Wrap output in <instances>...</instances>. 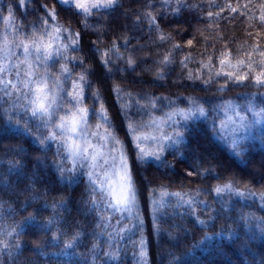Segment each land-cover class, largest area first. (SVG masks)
I'll list each match as a JSON object with an SVG mask.
<instances>
[{
  "label": "trees",
  "instance_id": "trees-1",
  "mask_svg": "<svg viewBox=\"0 0 264 264\" xmlns=\"http://www.w3.org/2000/svg\"><path fill=\"white\" fill-rule=\"evenodd\" d=\"M119 1L122 7L99 24L96 21L100 18L94 17L83 31V25H72L73 31H81L84 53L90 55L89 49L97 48L109 50L115 44L117 55L135 59L137 71L125 75L117 69H125L126 63L112 56L113 72L108 84L123 80L119 85L123 91L119 100L115 93L102 92L109 122H114L119 139L127 144L121 127L125 122L122 107L128 114L126 106H131V116L146 124L150 119L158 122L166 118L171 111L166 102L155 111L140 108L136 101L139 99L143 105L145 94L169 97L181 109L190 107L181 102L183 98L192 97L208 115L180 122L175 128L184 130L183 138L168 145L160 160L148 158L135 164L137 187L143 181L147 191L137 197L138 217L129 220L119 212L94 210L84 172L61 175L56 168V145L45 147L35 139L39 122L32 121L31 131H25L23 121L28 117L18 109L9 125L3 112L10 104L0 100V230L18 226L20 233L19 248L10 244L5 249L0 244V264H264V232L260 228L264 221V200L260 199L264 195V123L234 130L235 116L227 109L228 102L237 109H243L249 101L257 109L264 107V88L254 86L251 80L228 81L225 87L224 77L216 82L215 76L217 71L229 70L219 64L220 58L234 64L238 59L247 60L253 47L264 49V28L259 26L264 0ZM51 2L36 0V4L24 8L19 0H0V36L5 32L2 18L8 15L9 5L14 6V16L8 31L15 35L17 28L30 31L38 16L43 15L36 12V7ZM229 4L238 11H228ZM245 4L248 9L243 8ZM178 5L192 7L178 9ZM57 22L65 24L64 16ZM161 35L168 39L161 41ZM169 53L171 63H157ZM73 55L80 56L75 52ZM251 59L259 62L264 57L251 52ZM202 64L213 65L211 82L209 69L202 68ZM58 68L57 64L53 74ZM157 72L164 78L157 80ZM87 95L85 103L92 108L91 93ZM241 115H246L248 121L254 119L251 113L241 111ZM19 117L23 118L17 126L15 120ZM98 122L91 120L93 126ZM143 131L150 133L153 128ZM233 141L239 145L235 151ZM133 151L130 148L125 152L130 165L135 160ZM226 183L233 185V193L252 195L208 194L210 189ZM177 192L182 194V201L173 195ZM190 199L195 201L191 207L187 203ZM205 204L211 207L205 208ZM102 214L106 223L100 219ZM197 217L205 221L204 226L196 221ZM49 220L53 223L48 224ZM77 234L73 247L65 248V243ZM219 234L227 236L219 239ZM210 236L214 238L208 239Z\"/></svg>",
  "mask_w": 264,
  "mask_h": 264
},
{
  "label": "snow or ice",
  "instance_id": "snow-or-ice-1",
  "mask_svg": "<svg viewBox=\"0 0 264 264\" xmlns=\"http://www.w3.org/2000/svg\"><path fill=\"white\" fill-rule=\"evenodd\" d=\"M30 4H36V0H20V7L28 8ZM122 5L118 4V0H52L51 4L41 3L36 7V12L43 15L38 16L37 23L31 25L30 31H21L16 29L15 35H11L8 31L13 26L12 17L14 16V6L7 7V16L3 17L6 25L5 32L0 36V100L4 104H10L5 107L3 115L8 117V124L13 122V113L18 109L23 110V115L28 119L23 121L24 130L31 131V122L38 121L35 127L37 133L35 139L42 145L47 146L49 143L56 145L57 157L56 168L63 175L68 172L74 175L78 168L85 169L90 191L88 196L92 208L101 213L111 210L113 212H127L129 219L138 217L139 209L137 208V197L143 196L147 191L143 181L140 182L139 188L133 177V167L135 164L146 161L148 158L160 160L161 154L165 151L169 144H175L183 138L184 130L173 128L171 134L165 131L162 124L172 121L173 116L180 117L187 121L188 119L200 115L207 116L208 113L204 107L192 97H184L181 101L190 107L186 109L179 108L177 101L169 97H157L151 94H145V103L140 105L137 99L136 104L140 108L155 111L159 106L164 105L171 109L166 115L167 120L157 123L155 119H150L149 123L136 121L131 116V106H126L128 114H125L124 108L121 109V115L125 116V122L121 125L125 129V141H121L117 135V129L114 122H109V116L102 99V92L109 95L115 93L119 100L122 89L119 86L123 83L108 84L112 79L114 60L124 61L127 67L123 70L125 75H131L137 71L136 62L133 56L125 59L123 56L117 55L118 48L113 44L109 50L95 51L89 49L90 55L84 53L80 47L82 40L81 31L88 28L89 22L94 17H99L96 24L100 23L105 16ZM145 7L151 8L152 5ZM179 8L192 7L191 5H178ZM213 7H221L222 5H214ZM248 5L243 8L248 9ZM228 11L236 13L238 8L231 4L227 7ZM65 18V24L57 21L61 16ZM212 12H209V17ZM50 18V19H49ZM147 18L151 22V12L147 13ZM252 18V17H250ZM51 20V23H50ZM260 27L264 28V4L260 6ZM78 27L83 25L81 31H73L72 25ZM66 25V26H65ZM98 30V28H94ZM11 35V39H9ZM167 37L161 35L160 40L165 41ZM127 43V42H126ZM191 44V41H189ZM179 48V45H174ZM73 52L79 53L77 58ZM251 52L257 53L264 57V49L253 47ZM251 52L248 53V59H238L236 62L228 63L224 58L219 59L221 66L227 67L228 71H217L215 76L216 82H220L219 78L224 77V85L227 86L228 81L241 82L251 80L254 86L264 88V60L259 62L251 59ZM169 53L164 57L162 63L165 66L172 61L169 59ZM98 57V58H97ZM183 63V62H182ZM59 65L58 70L53 74L52 69ZM202 68L209 69V82H211V68L213 65H201ZM79 68L77 72L76 69ZM162 73L157 72L156 79H163ZM194 77L189 74L188 79ZM199 79L200 77H195ZM91 93L93 107L89 108L85 101ZM99 105V109L96 105ZM227 109L235 114L232 120L234 130L247 129L255 123H264V107L257 109V106L249 101L243 109H237L228 102ZM241 111L251 113L252 121H248L246 115H241ZM227 115V111L225 113ZM150 115V113H149ZM15 120L17 126L20 125L21 119ZM99 121L94 126L91 120ZM232 119V118H230ZM152 127L151 134L145 133L143 129ZM215 127V121H213ZM103 128V132H101ZM131 138L130 140L128 138ZM151 140L154 147L146 150L143 142ZM239 145L233 141V150L235 151ZM134 148L133 155L135 160L133 164L128 163L125 152L127 149ZM107 149V151H106ZM119 152V165L117 167V156L114 153ZM239 154V152H237ZM70 165V166H69ZM111 169V170H109ZM193 175L192 172L188 173ZM147 179V178H145ZM155 190H153L154 193ZM214 191L217 195L227 192L229 195L238 196L252 195V193L235 192L233 193V185L226 183L210 189L208 194ZM199 194V193H198ZM179 200H183L181 193H174ZM264 200V195L260 197ZM148 198H145L147 205ZM189 207L195 201L188 200ZM205 204V208H210ZM135 210V211H134ZM31 219H34L31 218ZM100 219L105 223L103 214ZM110 220V217L107 218ZM204 224V221H198ZM53 223L52 220L47 222ZM141 226L143 221L140 222ZM153 223H156L155 216ZM101 227L104 225L101 224ZM18 226H4L0 230V244L8 249L10 244L19 248L18 237L20 233L17 231ZM261 231L264 232V221L260 224ZM159 231V228H157ZM78 234L73 236L65 243V248L73 247ZM13 239L16 240L12 243ZM53 239H56L54 236ZM144 241L141 240L143 246Z\"/></svg>",
  "mask_w": 264,
  "mask_h": 264
},
{
  "label": "rangeland",
  "instance_id": "rangeland-1",
  "mask_svg": "<svg viewBox=\"0 0 264 264\" xmlns=\"http://www.w3.org/2000/svg\"><path fill=\"white\" fill-rule=\"evenodd\" d=\"M20 1V0H19ZM120 1L118 0V3H119ZM26 3H27V0H26ZM230 113H232L234 116H235V114H234V112H232V111H230ZM231 117H233L232 115H230ZM229 116V117H230ZM165 120H167V116H166V118L164 117V118H162V119H160V121H158L157 123H162L163 121H165ZM232 120H234V118L232 119ZM182 121H185L184 119H182V118H180V117H177V116H173V118H172V121H168L166 124H162V126L164 127V129H165V131H167V132H169L170 134H171V132H172V130H173V127H177L178 126V124L180 123V122H182ZM233 124V123H232ZM153 132V131H152ZM152 132H150L149 134H151ZM170 145V144H169ZM143 146L145 147V149L146 150H151V148H153L154 147V144H153V142L151 141V140H147V141H144L143 142ZM106 151H107V149H106ZM114 155H116L117 156V161H116V164H117V167H118V165H119V152H116V153H114ZM77 170H79V171H81V172H84V174H85V169H82V168H78ZM109 170H111V169H109ZM137 208H138V203H137ZM139 209V208H138ZM135 211V210H134ZM120 213V212H119ZM125 219H129V216H128V213L127 212H124V213H120ZM134 218H136L135 216H134ZM134 218H132V219H134ZM130 220V219H129ZM196 221L198 222V221H204V220H202V219H199L198 217L196 218ZM205 222V221H204ZM199 223V222H198ZM200 225H202V226H204L205 225V223L204 224H201V223H199ZM227 235H225V234H219V235H217L216 237L217 238H224V237H226ZM214 238V236H210L208 239H210V240H212ZM198 250H202V248L201 247H199L198 248Z\"/></svg>",
  "mask_w": 264,
  "mask_h": 264
}]
</instances>
